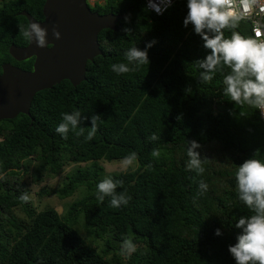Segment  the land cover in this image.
I'll list each match as a JSON object with an SVG mask.
<instances>
[{
	"label": "trees",
	"instance_id": "1",
	"mask_svg": "<svg viewBox=\"0 0 264 264\" xmlns=\"http://www.w3.org/2000/svg\"><path fill=\"white\" fill-rule=\"evenodd\" d=\"M41 3L0 0L1 57L10 42L26 41L18 27H26V20L18 12L40 15ZM90 9L121 17L114 30L98 32L101 54L86 61L85 79L75 86L62 79L39 90L28 114L0 120V264H236L228 250L241 232L235 223L254 215L239 199L236 172L247 159L264 161L257 110L236 105L225 93L227 67L201 82L197 61L210 50L192 25L184 27L187 0H173L160 15L147 12L143 0H95ZM235 31L252 37L247 21ZM224 35L229 38L231 31ZM152 41L149 65L126 74L112 70L113 64L128 63L130 48L144 50ZM77 111L81 124L65 139L56 128L64 113ZM94 114L101 120L89 141ZM153 134L158 139H150ZM192 140L202 146L197 149L204 159L202 176L187 169ZM133 152V170L103 176L96 163ZM86 162L66 174L60 187L38 190L66 198L82 188L63 213L35 208L31 182L59 173L66 163ZM106 178L123 182L117 192L127 190V205L112 207L110 197L97 200V185ZM201 179L208 189L198 195ZM24 193L28 202L20 199ZM89 239L100 240L101 247ZM125 239L136 245L130 256L121 255Z\"/></svg>",
	"mask_w": 264,
	"mask_h": 264
},
{
	"label": "clouds",
	"instance_id": "2",
	"mask_svg": "<svg viewBox=\"0 0 264 264\" xmlns=\"http://www.w3.org/2000/svg\"><path fill=\"white\" fill-rule=\"evenodd\" d=\"M171 3L172 0H159V3L149 0V7L157 14H162ZM258 4L259 0H187L188 12L183 24L184 27L192 25L194 32L204 41V48L210 50L204 59L197 61L199 67L203 69L200 74L201 82L211 81L216 73L223 72L227 67L230 73L224 76L223 83L225 93L231 97V101L236 105H248L259 109L264 114V40L259 39L264 33L257 27L253 38L242 36L235 31L240 22L245 20ZM259 11L264 13V6H260ZM124 19L127 22L129 17L126 16ZM18 27L25 39L31 42L35 39L38 47L49 46L46 41L47 30L39 23L31 22L26 27L21 25ZM225 30L231 31L229 38L225 37ZM124 31L129 30L125 28ZM52 35L57 40L61 38V33L56 27H53ZM154 43L155 41L150 42L144 50L136 46L130 48L125 53L128 63L113 64L112 70L117 74H126L142 65H149L147 49ZM90 119L91 127L86 137L89 141L98 130L97 122L101 120V116L94 114ZM62 120L56 131L67 139L70 129H75L81 124L82 114L79 111L72 114L64 113ZM82 133L83 128L78 135ZM150 139L156 140L158 137L153 134ZM187 144L189 158L187 169L202 176L205 172L204 159L197 151L202 146L195 140L187 141ZM152 156L158 157L159 152L153 150ZM136 160L137 154L133 152L124 158L123 164L128 167ZM235 179L239 199L254 212V215L242 216L235 223V228L241 232L237 237V243L229 245V253L236 264H264V161L255 158L245 160L238 166ZM198 186V195H202L208 189L203 179L199 181ZM118 187H123L122 181L104 179L97 185V200L103 203L105 197H110L112 207L127 205L131 197L127 195V190L117 192ZM20 199L28 202L30 197L24 193ZM215 234L220 236L222 232L217 229ZM135 251L136 245L132 240L125 239L121 255L130 256Z\"/></svg>",
	"mask_w": 264,
	"mask_h": 264
},
{
	"label": "water",
	"instance_id": "3",
	"mask_svg": "<svg viewBox=\"0 0 264 264\" xmlns=\"http://www.w3.org/2000/svg\"><path fill=\"white\" fill-rule=\"evenodd\" d=\"M27 19V26L39 23L47 30L48 47L40 48L35 39L24 47L9 46L10 55L16 59L34 57L30 71L21 70L8 63L2 65L0 74V120L10 119L17 113L28 114L35 92L50 88L62 79L75 86L85 79L86 61L101 54L97 34L102 29H115L119 14L90 10L87 0H44L41 7L43 19L36 21L26 11L18 12ZM61 33L55 39L52 29Z\"/></svg>",
	"mask_w": 264,
	"mask_h": 264
},
{
	"label": "rangeland",
	"instance_id": "4",
	"mask_svg": "<svg viewBox=\"0 0 264 264\" xmlns=\"http://www.w3.org/2000/svg\"><path fill=\"white\" fill-rule=\"evenodd\" d=\"M95 0H87V2L90 5H93ZM103 0H97V2L101 3ZM124 159H113V160H97V165L101 166L102 168V174L103 176L111 173V172H121L125 170H133L137 167V162L134 161L131 166L125 167L123 164ZM89 162L86 163H66L61 167V170L57 174H43L42 178L35 182H31L29 184V190H30V197L33 205L36 209H41L44 206H51L53 207L59 214L63 213L65 211V208L69 202L72 200H75L76 198H79L83 190L82 188H78L72 195L66 197V198H58L55 194L49 193V194H41L38 195V190L42 187L45 189L53 190L62 185V183L66 180L65 175L73 171L77 168H83L85 166H88ZM16 213L19 216H22L21 213L16 211ZM79 227V225H78ZM80 228V227H79ZM81 234H83L82 231H80ZM90 243L97 246L98 248L101 247V241L100 240H93L89 239Z\"/></svg>",
	"mask_w": 264,
	"mask_h": 264
},
{
	"label": "built area",
	"instance_id": "5",
	"mask_svg": "<svg viewBox=\"0 0 264 264\" xmlns=\"http://www.w3.org/2000/svg\"><path fill=\"white\" fill-rule=\"evenodd\" d=\"M154 2L159 3V0H154ZM172 3H173V0H172ZM172 3H171V5H172ZM161 6L163 7V5H161ZM260 6H264V0H259V4L257 6H254V8L251 11V13L249 14V16L245 20H243V21H247L249 23L250 34L253 38H255V29L257 27H260L261 32L264 33V13H261L259 11ZM143 7L149 13H152L154 15H160V14H157L154 10H152L149 7V0H143ZM170 7L171 6H169L168 8H170ZM259 39L264 40V35H262ZM256 110H257V114H258L260 121L264 125V114H262L259 109H256Z\"/></svg>",
	"mask_w": 264,
	"mask_h": 264
},
{
	"label": "flooded vegetation",
	"instance_id": "6",
	"mask_svg": "<svg viewBox=\"0 0 264 264\" xmlns=\"http://www.w3.org/2000/svg\"><path fill=\"white\" fill-rule=\"evenodd\" d=\"M44 0H42V3H43ZM42 3H41V7H42ZM92 5L89 4V7L91 8ZM41 7H40V15H37V16H33L30 14V16L32 18H34L36 21H41L43 19V16H42V13H41ZM91 10V9H90ZM22 11V10H20ZM25 11V10H24ZM28 13V12H27ZM29 14V13H28ZM21 15V14H20ZM23 16V15H22ZM25 20H26V26H27V19L26 17L24 16ZM27 39L26 41L23 43V42H20V43H14V42H10L7 46H6V54L7 56L6 57H1L0 56V74L2 72V65L5 64V63H8L12 66H15L21 70H24V71H30L32 69V63H33V59L34 57L31 56L29 58H26V59H21V60H16L14 59L10 53H9V46L12 44L16 47H24L26 44H27ZM18 114V113H17ZM16 114V115H17ZM11 119V118H10Z\"/></svg>",
	"mask_w": 264,
	"mask_h": 264
}]
</instances>
